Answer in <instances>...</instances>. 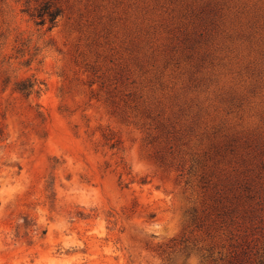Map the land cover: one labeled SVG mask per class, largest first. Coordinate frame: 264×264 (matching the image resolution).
<instances>
[{"label":"rangeland","instance_id":"rangeland-1","mask_svg":"<svg viewBox=\"0 0 264 264\" xmlns=\"http://www.w3.org/2000/svg\"><path fill=\"white\" fill-rule=\"evenodd\" d=\"M0 264H264V0H0Z\"/></svg>","mask_w":264,"mask_h":264},{"label":"trees","instance_id":"trees-1","mask_svg":"<svg viewBox=\"0 0 264 264\" xmlns=\"http://www.w3.org/2000/svg\"><path fill=\"white\" fill-rule=\"evenodd\" d=\"M58 16V10H51V6L45 5L38 12L37 17L39 21L37 24L40 26H45L47 23H49V29H52ZM34 87L35 86L32 82H22L18 85L17 90L28 97L33 94V92H35Z\"/></svg>","mask_w":264,"mask_h":264}]
</instances>
